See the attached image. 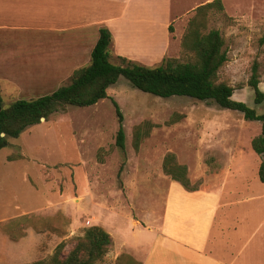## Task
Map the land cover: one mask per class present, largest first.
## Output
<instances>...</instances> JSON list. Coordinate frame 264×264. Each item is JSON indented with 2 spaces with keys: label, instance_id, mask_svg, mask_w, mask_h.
Segmentation results:
<instances>
[{
  "label": "rangeland",
  "instance_id": "374dc122",
  "mask_svg": "<svg viewBox=\"0 0 264 264\" xmlns=\"http://www.w3.org/2000/svg\"><path fill=\"white\" fill-rule=\"evenodd\" d=\"M196 1L173 0V15L186 13ZM161 15L147 17L132 32L125 26V18L104 25L112 34L111 61L154 67L166 59L194 60L195 53L183 48L182 39L195 14H185L171 24L172 32L162 26L166 14ZM211 29L221 32L228 54L218 81L235 87V100L264 113V100L256 103L249 84L252 66L257 62L260 88L264 91V0H226L223 11L211 12L203 31ZM1 34L7 50L18 52L16 61L20 65H37L39 58L51 60L53 49L62 42H78L75 36L33 29L4 30ZM167 39L172 40V51L162 60L143 63L131 55L158 54ZM152 40H158L159 46L146 51ZM87 44L79 45L84 52L88 51ZM121 47L130 54L116 55ZM90 61L91 56L83 63L75 61L71 72ZM44 69L21 67L20 74L27 75L21 87L11 79H0L3 107L17 100L52 94L70 83L72 73H63L56 80L60 71L54 69L56 77L44 81ZM108 94L95 105L70 106L30 126L0 150V264L47 260L61 243L67 255L87 228L110 224L109 210L116 213L112 217L124 232H136L135 224L150 228L146 209L155 207L160 215L170 186L176 183L167 174L166 165H185L188 189L204 188L218 186L222 171L234 158L229 165V187L239 184L244 189L241 194L248 195L254 186L263 185L258 170L264 155L252 147V140L262 133L260 121L247 120L242 112L213 101L156 96L134 87L125 77L110 87ZM113 100L124 115L125 150L116 145L120 121ZM136 133L140 134L139 150L134 147ZM29 224L35 225L38 232L31 230L25 242H14L11 233L20 237ZM247 241L248 237L244 242ZM252 244L245 245L241 259ZM122 253L116 251L113 242L97 264H132L130 256Z\"/></svg>",
  "mask_w": 264,
  "mask_h": 264
},
{
  "label": "crops",
  "instance_id": "0c3cea01",
  "mask_svg": "<svg viewBox=\"0 0 264 264\" xmlns=\"http://www.w3.org/2000/svg\"><path fill=\"white\" fill-rule=\"evenodd\" d=\"M212 1L197 0L186 13L173 15V0H0V38L4 30L33 29L78 39L77 44L68 40L62 42L53 49L51 60L39 58L37 65L32 66L17 63L18 52H9L0 40V79H11L21 87L22 78L27 76L20 74L21 67H42L45 68L44 81L56 77L53 69L60 71L56 77L59 80L63 73H72L71 65L75 61L89 60L104 25L125 18V26L132 32L137 24L141 27L147 17L166 14L162 26L167 29L185 14H195L199 6ZM221 1L226 7V0ZM84 41L88 42L86 52L82 49L87 43ZM157 41L147 44L149 50L146 51L155 50L159 46ZM125 50L118 48L116 55L128 56L130 53ZM171 51L172 40L167 39L158 54L131 55L147 63L162 60ZM9 72L20 76L13 77ZM230 163L222 171L218 186L188 189L171 177L176 183L170 186L160 215L155 207L146 209L150 228L135 224L136 232H124L112 217V213H116L109 210L110 224L103 227L113 236L116 251L130 256L128 260L132 264H264V183L261 181L263 185L257 184L252 193L242 195L241 185L228 186ZM31 230L37 231L29 225L22 230L19 239L13 241L25 239ZM249 242L253 243L252 247L241 259Z\"/></svg>",
  "mask_w": 264,
  "mask_h": 264
},
{
  "label": "trees",
  "instance_id": "16d2710c",
  "mask_svg": "<svg viewBox=\"0 0 264 264\" xmlns=\"http://www.w3.org/2000/svg\"><path fill=\"white\" fill-rule=\"evenodd\" d=\"M216 10H224L221 0L199 6L190 21L182 39V46L195 53L196 57L192 61L166 59L161 65L154 67L139 63H113L110 53L112 34L108 28L101 27L90 63L76 69L71 75L70 83L59 87L52 94L17 100L8 107H3L0 85V150L10 144V138L19 137L30 126L40 124L43 119L48 120L52 115L64 112L70 106L89 107L108 98V89L118 83L121 77H125L134 87L156 96H187L201 101H213L223 108L242 112L247 120L260 121L262 133L252 140V147L256 153L264 155V113L259 114L245 102L235 100V87L218 81L219 71L228 61V54L224 49L225 40L218 29L203 31L207 28L211 12ZM169 29L174 31L172 25ZM122 61L126 63V59L122 58ZM260 82L259 65L255 62L249 84L254 89L257 104L264 100ZM113 101L120 121L116 145L125 150L124 115L119 104ZM134 147L136 150L140 148L138 133L135 135ZM164 168L174 180L189 188L190 180L185 165L176 163L173 167L166 165ZM259 178L264 183V161L259 169ZM31 226L36 229L35 225ZM11 234L13 240L19 239L17 235ZM113 242L109 232L102 226L95 225L85 230L84 235L67 255L63 254L65 244L61 243L49 259L27 264H97L105 257Z\"/></svg>",
  "mask_w": 264,
  "mask_h": 264
},
{
  "label": "water",
  "instance_id": "95a60500",
  "mask_svg": "<svg viewBox=\"0 0 264 264\" xmlns=\"http://www.w3.org/2000/svg\"><path fill=\"white\" fill-rule=\"evenodd\" d=\"M43 120H45V119H43Z\"/></svg>",
  "mask_w": 264,
  "mask_h": 264
}]
</instances>
